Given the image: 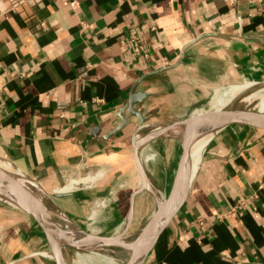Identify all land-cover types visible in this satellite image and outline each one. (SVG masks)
<instances>
[{
	"label": "crops",
	"instance_id": "obj_1",
	"mask_svg": "<svg viewBox=\"0 0 264 264\" xmlns=\"http://www.w3.org/2000/svg\"><path fill=\"white\" fill-rule=\"evenodd\" d=\"M243 82L264 83V0H0V166L45 191L81 240L127 234L171 192L183 152L170 136L137 152L134 134ZM190 169L143 264H264V131L220 128ZM0 264H58L2 198Z\"/></svg>",
	"mask_w": 264,
	"mask_h": 264
},
{
	"label": "water",
	"instance_id": "obj_2",
	"mask_svg": "<svg viewBox=\"0 0 264 264\" xmlns=\"http://www.w3.org/2000/svg\"><path fill=\"white\" fill-rule=\"evenodd\" d=\"M228 125H240L264 131V112L249 108L239 109L232 106L216 107L213 109H196L193 111L188 110L166 122L151 124L139 128L133 136V146L138 152L141 146L154 138L160 136L174 137L172 136L173 133L165 134V131L173 132L175 129L190 128L194 129L191 134L195 133V130L200 133H210L211 131L216 132L220 128ZM183 136L184 135H177L176 137L181 142L183 152L171 192L168 195L164 194L163 197H157L155 201V210L160 212L163 219L162 229L160 232L156 233V235L148 241L145 246L143 245L138 252L132 253L123 264H143L146 261L151 250L156 245L159 235L166 230L175 211L180 207L186 197L188 192L187 184L191 179V169L187 153L190 142L188 141V143L185 141L187 138ZM175 188L183 190L182 192L184 196L182 200H180V203L172 210L167 204V199L171 197ZM35 191L42 193L44 198L37 197ZM139 192L141 191H136L132 194L133 201H135ZM46 196L47 194L45 191L40 189L35 182L18 176L10 170L0 166V198L20 207L37 222L39 227L45 233L49 246L53 255L57 259L58 264H79L77 260L73 259V252L71 255L68 254L69 247L94 252L95 247L97 249L98 247H101V245H105L106 238L104 237L97 238L89 235H82L86 240H81L79 237L74 240L72 237L65 235L63 228L55 218L57 214L51 211L50 206L45 201ZM130 220L131 217L129 216L128 223ZM124 239L125 232L118 235L109 246L111 252L110 256H112L111 259L116 258L115 256H117L118 250L123 246Z\"/></svg>",
	"mask_w": 264,
	"mask_h": 264
},
{
	"label": "bare ground",
	"instance_id": "obj_3",
	"mask_svg": "<svg viewBox=\"0 0 264 264\" xmlns=\"http://www.w3.org/2000/svg\"><path fill=\"white\" fill-rule=\"evenodd\" d=\"M248 85L244 84V85L236 86V88L239 89L242 87H246L244 89L246 91H248L249 87H251ZM255 85H257V84H255ZM252 88H253L252 90H254V88L256 89L255 86H252ZM261 109L264 112V98L261 100ZM193 128H197V127H193ZM192 130H194V129H190V128L189 129H186V128L175 129V130H173V132L165 131V134H172L173 133L172 136H174V137H177V135L178 136L184 135L183 137L187 138L185 141L190 142V143L188 142L189 145H188V151H187L188 159H189V165L192 168L193 173H195L197 168H198V165L200 163L202 152L205 148V145L208 142L209 138L212 136V134L215 133V131H211L210 133H204V132L200 133L197 130H195L196 132L191 134ZM8 166L9 165L5 164V165H2L1 167L8 169L9 168ZM95 178H97V177H94V179ZM142 179L143 180L141 182L140 190L149 189L150 192H152V189L149 185L150 183L144 178V176ZM76 185H78V184L76 183V184L72 185V187H75ZM179 188H175L171 197L167 199V204L172 210L177 206V204L180 203V200H182V198L184 196V194L182 192L183 190H181V189L179 190ZM35 192H36L37 197L44 198L42 193L37 192V191H35ZM50 207H51V205H50ZM50 209L52 212L57 214L56 216L55 215L54 216H55L56 220H58L60 226L63 228V232L65 233V235L72 237V239H74V240L76 238H78V236H80L78 229L75 227V225L66 216H64L62 213L56 212V209H52V208H50ZM152 217L153 218L150 219V222L146 223L144 225V228L139 232L140 235L131 236L130 238L126 237L123 240V246L118 250L117 256H115L117 259L127 260L131 256L132 253L138 252L143 247V245L145 246V244L148 241H150L156 235V233L161 231L163 219H162L160 212L155 210ZM116 237L117 236H112V237L106 238L105 245H101V247H98L97 249L95 247L94 252H88L84 249H81V250L76 249L77 251H79L81 263L82 264H97V263H100L101 261H103L104 259H107V256L111 255V252L109 250V246L112 244V242L114 241V239ZM110 258H112V256H110ZM116 258H114V259H116ZM112 263L113 262L108 261V264H112Z\"/></svg>",
	"mask_w": 264,
	"mask_h": 264
},
{
	"label": "rangeland",
	"instance_id": "obj_4",
	"mask_svg": "<svg viewBox=\"0 0 264 264\" xmlns=\"http://www.w3.org/2000/svg\"><path fill=\"white\" fill-rule=\"evenodd\" d=\"M244 84L245 85L249 84L248 86H251V87H249L248 91H246L244 89L246 87H242L239 89L236 88V86H240V85H244ZM255 84H257V85H255ZM252 86H255L256 89L254 88V90H252L253 89ZM216 95L217 96H215L213 103H212V104H216V105L215 106H209V107H206L204 109H213L216 107L220 108V107L232 106L234 108H239V109L249 108V109H254L257 111L258 110L262 111L261 100L264 98V83H253V82L252 83H249V82L244 83L243 82L241 84H232V85H229L227 88H223V90H219V92ZM221 99H222V103L219 105ZM162 147H165V145L163 143H162ZM170 191H171V188H170ZM98 196H99V194H96V196H94V197L97 198ZM95 198H93V199H95ZM45 199H46L45 200L46 203L49 204V206L51 205L52 209H57L54 206V204L52 203L51 198L48 195L45 197ZM147 212H148L147 215H145L144 217H141V218H137L134 221L132 228L128 231L127 234H125V238L126 237L130 238L131 236L140 235L139 232L144 228V225L150 221V219L152 218V216L154 214L153 207H149V209H147ZM73 253L75 256V257L73 256V259L77 260V262L79 264H82L81 258L79 255V251H77L76 249H73ZM108 261L113 262L112 264H123L125 260H119L117 258L111 259L110 256L108 255L107 259H104L103 261H101V264H108ZM97 264H100V263H97Z\"/></svg>",
	"mask_w": 264,
	"mask_h": 264
}]
</instances>
